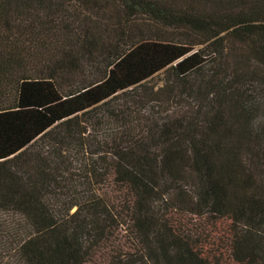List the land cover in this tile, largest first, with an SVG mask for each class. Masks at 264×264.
<instances>
[{
    "label": "trees",
    "instance_id": "16d2710c",
    "mask_svg": "<svg viewBox=\"0 0 264 264\" xmlns=\"http://www.w3.org/2000/svg\"><path fill=\"white\" fill-rule=\"evenodd\" d=\"M113 7L0 0V214L16 215L0 226L12 257L264 264V0ZM134 15L169 33L137 36ZM162 68L170 82L154 89ZM175 84L179 105L165 107L159 94Z\"/></svg>",
    "mask_w": 264,
    "mask_h": 264
},
{
    "label": "rangeland",
    "instance_id": "374dc122",
    "mask_svg": "<svg viewBox=\"0 0 264 264\" xmlns=\"http://www.w3.org/2000/svg\"><path fill=\"white\" fill-rule=\"evenodd\" d=\"M61 1L66 2V0H61ZM99 3L105 8L106 11L114 12V7H113L114 0H99ZM57 18L58 17H56V19ZM106 23L107 25H112L115 22L114 19H108L106 20ZM130 23H131L132 31L137 36H141L143 34H146L147 36H157V35L165 36L169 33L168 28L164 27L159 22L146 17L145 15H134L133 17H131ZM112 33L113 31L110 32L109 34L112 35ZM170 79H171L170 73L166 69L162 68L156 71L154 74H152L149 80V84H152L153 88L156 89L158 87L165 85L166 81H169ZM179 85L176 88L177 85L175 84V88L173 86V90L172 87H168L167 90H164L159 94L161 98L165 97V104H166L165 107L170 106V104H172L173 106L179 105L176 102V100L172 98L173 91L174 92L179 91ZM156 109L151 108V113L155 115ZM99 135H100L99 137H105V134L103 135V132H99ZM84 169L85 168L82 166L81 170L84 171ZM0 217L3 218L1 219L2 223L7 224L9 226L14 225L16 222L15 214H9L4 212L0 214ZM1 230H2V226H0V264H19L12 257V251L10 249V238L8 234L4 235V231Z\"/></svg>",
    "mask_w": 264,
    "mask_h": 264
}]
</instances>
